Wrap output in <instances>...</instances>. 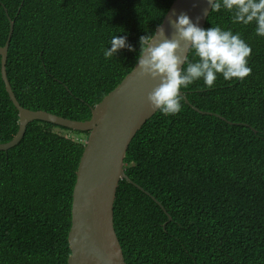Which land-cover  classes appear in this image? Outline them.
<instances>
[{
	"label": "trees",
	"instance_id": "obj_1",
	"mask_svg": "<svg viewBox=\"0 0 264 264\" xmlns=\"http://www.w3.org/2000/svg\"><path fill=\"white\" fill-rule=\"evenodd\" d=\"M174 1L0 0L1 46L14 21L6 66L19 103L89 119L134 68L140 37L156 31ZM233 15L211 11L204 29L239 33L252 48L251 74L182 87L189 102L181 95V111L157 110L130 142L131 180H120L114 203L128 264H264V36L255 21L233 22ZM115 35L132 48L105 58ZM187 58L199 59L194 49ZM18 129L0 54V143ZM88 134L36 119L16 145L0 150V264H68Z\"/></svg>",
	"mask_w": 264,
	"mask_h": 264
},
{
	"label": "water",
	"instance_id": "obj_2",
	"mask_svg": "<svg viewBox=\"0 0 264 264\" xmlns=\"http://www.w3.org/2000/svg\"><path fill=\"white\" fill-rule=\"evenodd\" d=\"M210 12L208 0H175L159 26L172 38L174 29L170 21L181 13H186L193 23L204 28ZM13 27L14 21L11 20L9 38L5 45H0L1 72L10 98L19 111V129L10 141L0 143V150L16 145L24 136L28 123L36 119L90 131L73 191L68 264H128L115 230L114 203L120 180H131L125 172L130 142L158 110L151 107L147 95L160 80L150 75L140 77L137 61L122 81L92 108V116L87 120H74L45 110L23 107L13 91L6 66ZM188 54L189 51L187 57ZM180 91L189 102L184 91Z\"/></svg>",
	"mask_w": 264,
	"mask_h": 264
},
{
	"label": "clouds",
	"instance_id": "obj_3",
	"mask_svg": "<svg viewBox=\"0 0 264 264\" xmlns=\"http://www.w3.org/2000/svg\"><path fill=\"white\" fill-rule=\"evenodd\" d=\"M208 3L211 11L218 12L222 7L233 11V22L247 25L255 21L256 34L264 36V0H222V3L221 0H208ZM170 24L174 29L172 38L166 35L162 26H158L151 35L140 37L138 74L160 80L147 95L153 109L164 115L179 113L183 99L181 88H187L197 79L203 78L205 85L212 87L217 74H222L225 80L243 79L251 74L248 57L252 48L239 33L233 34L231 30H222L219 26L201 28L186 13H181ZM126 41L127 37L113 36L111 47L104 50L105 58L112 57L125 47L131 49ZM193 49L199 58L195 62L186 55ZM185 64L186 68L181 67Z\"/></svg>",
	"mask_w": 264,
	"mask_h": 264
},
{
	"label": "rangeland",
	"instance_id": "obj_4",
	"mask_svg": "<svg viewBox=\"0 0 264 264\" xmlns=\"http://www.w3.org/2000/svg\"><path fill=\"white\" fill-rule=\"evenodd\" d=\"M80 135H82V136H86V134H80Z\"/></svg>",
	"mask_w": 264,
	"mask_h": 264
}]
</instances>
